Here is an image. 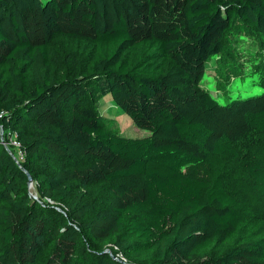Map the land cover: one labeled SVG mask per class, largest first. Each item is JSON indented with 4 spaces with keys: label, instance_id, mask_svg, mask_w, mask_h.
Masks as SVG:
<instances>
[{
    "label": "trees",
    "instance_id": "1",
    "mask_svg": "<svg viewBox=\"0 0 264 264\" xmlns=\"http://www.w3.org/2000/svg\"><path fill=\"white\" fill-rule=\"evenodd\" d=\"M238 26L264 49V0H0V126L24 154L16 164L0 144V264H70L76 253L120 264L102 254L107 242L149 264H264V248L235 237L240 214L220 179L183 172L236 159L241 142L264 147V61L258 94L220 105L200 85ZM61 38L87 50L57 71ZM104 96L148 136L109 134L94 108ZM245 173L264 204V157ZM27 175L40 201L69 206L42 260L37 212L55 207L31 199ZM73 184L101 189L103 204L72 205Z\"/></svg>",
    "mask_w": 264,
    "mask_h": 264
},
{
    "label": "rangeland",
    "instance_id": "2",
    "mask_svg": "<svg viewBox=\"0 0 264 264\" xmlns=\"http://www.w3.org/2000/svg\"><path fill=\"white\" fill-rule=\"evenodd\" d=\"M87 50V45L76 39H56L50 47V57L54 68L63 71L65 62L70 58H81ZM264 61L263 37L252 30L242 26L234 27L224 37L222 52L210 58L205 66L203 79L200 83L201 88L216 103L224 105L235 99L244 98L258 94L261 89L259 86V70ZM98 115L103 119L105 130L112 135L124 138H143L148 136V132L136 129L129 118L125 116L111 101L109 96L102 97L94 106ZM13 135L0 129V142L4 147L10 149L12 154H17L11 142ZM237 158L215 157L206 163L196 167L184 169L188 176L206 179L217 177L220 179L225 191L235 201L240 214V225L235 237L241 236L240 240L257 244L264 248V204L262 200L252 194L249 190L251 181L245 173V166L250 164L253 159L264 157L263 149L258 146L240 143L235 146ZM47 167L52 171L55 164L54 159L45 157ZM71 164L72 161H67ZM72 205L79 202H86L93 208L103 204L106 195L101 189H82L73 184L72 186ZM27 189L31 199L38 204L55 207V214H42L38 216L48 224V230L38 249L36 259H41L50 245L51 233L63 219V214L69 210L67 204L56 207L48 204L36 195V183L28 182ZM40 204V205H41ZM57 212V213H56ZM63 216V217H62ZM234 237V238H235ZM237 241H235L236 244ZM230 243L223 247L211 251L215 256H222L231 248ZM103 255L110 257L113 261L120 264H149L151 255H134L129 258L121 252H117L112 242H107L101 247ZM70 264H94L90 255H80L76 253Z\"/></svg>",
    "mask_w": 264,
    "mask_h": 264
},
{
    "label": "built area",
    "instance_id": "3",
    "mask_svg": "<svg viewBox=\"0 0 264 264\" xmlns=\"http://www.w3.org/2000/svg\"><path fill=\"white\" fill-rule=\"evenodd\" d=\"M2 115H3V113H1L0 114V117H2ZM0 129H2L1 128V126H0ZM3 130V129H2ZM0 144L3 146L4 145V143H1L0 142ZM11 144H12V146H13V148H14V150H17V154L15 155L14 153L12 154V152L10 151V149L9 148H7V147H4L5 148V150H7L10 154H11V156L13 157V159L15 160V163L16 164H20L19 162H20V160L22 161L23 160V158H24V154L19 150V143L17 142V140H16V138H15V136L13 135V139H12V142H11ZM40 201V200H39ZM45 202L46 203H48V204H54L53 203V201H51V200H48V199H45ZM42 203V202H41ZM40 203V204H41ZM42 205V204H41Z\"/></svg>",
    "mask_w": 264,
    "mask_h": 264
},
{
    "label": "water",
    "instance_id": "4",
    "mask_svg": "<svg viewBox=\"0 0 264 264\" xmlns=\"http://www.w3.org/2000/svg\"><path fill=\"white\" fill-rule=\"evenodd\" d=\"M27 177H28V182L31 183L32 181L31 177L29 175H27Z\"/></svg>",
    "mask_w": 264,
    "mask_h": 264
}]
</instances>
